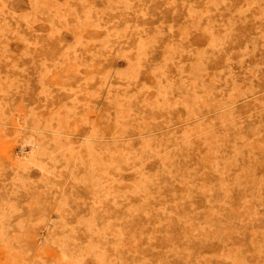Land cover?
<instances>
[{
    "label": "rangeland",
    "instance_id": "1",
    "mask_svg": "<svg viewBox=\"0 0 264 264\" xmlns=\"http://www.w3.org/2000/svg\"><path fill=\"white\" fill-rule=\"evenodd\" d=\"M0 264H264V0H0Z\"/></svg>",
    "mask_w": 264,
    "mask_h": 264
}]
</instances>
